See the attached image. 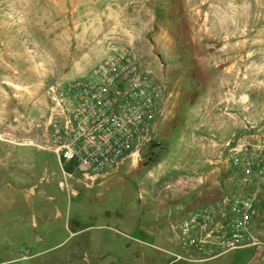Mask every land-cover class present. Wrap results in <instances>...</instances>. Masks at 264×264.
Returning <instances> with one entry per match:
<instances>
[{
	"label": "rangeland",
	"instance_id": "1",
	"mask_svg": "<svg viewBox=\"0 0 264 264\" xmlns=\"http://www.w3.org/2000/svg\"><path fill=\"white\" fill-rule=\"evenodd\" d=\"M109 41L138 53L164 113L118 169L61 188L54 154L19 145L21 122ZM263 126L264 0H0V264H167L210 181L232 190L226 142ZM221 251L202 264H264L257 246Z\"/></svg>",
	"mask_w": 264,
	"mask_h": 264
},
{
	"label": "built area",
	"instance_id": "2",
	"mask_svg": "<svg viewBox=\"0 0 264 264\" xmlns=\"http://www.w3.org/2000/svg\"><path fill=\"white\" fill-rule=\"evenodd\" d=\"M160 98L161 86L138 53L109 41L86 71L47 86L45 110L35 121L21 122L19 145L54 154L61 188L75 173L92 184L138 153L154 126ZM253 136L256 142L240 136L224 145L241 193L211 192L210 202L180 222L177 237L184 246L212 245L221 254L261 244L250 226L264 203V126Z\"/></svg>",
	"mask_w": 264,
	"mask_h": 264
},
{
	"label": "crops",
	"instance_id": "3",
	"mask_svg": "<svg viewBox=\"0 0 264 264\" xmlns=\"http://www.w3.org/2000/svg\"><path fill=\"white\" fill-rule=\"evenodd\" d=\"M164 113L163 103H161L160 107H158V110L156 112L157 116H161ZM230 132H227L226 134H229ZM232 179L233 174L235 173V169L230 167ZM238 173V172H237ZM232 188L231 192L228 193V195L234 194V193H241L240 190H236L234 187L233 181H230ZM210 184L215 187L217 192H214L219 195H227V193L223 192L221 190V184L215 180L210 181ZM262 209L259 208L257 215L252 219L251 226H250V232L254 237L259 238L261 241L260 245H257V248L260 252V255L264 257V211H260ZM73 228H75L73 231H71L73 234L81 235L84 234V231L88 229V227L81 226L80 223L74 221L72 223ZM175 232V229H174ZM168 241V244L172 248L171 251H168L169 255L171 256V259H169L167 264H202L209 261L214 260L217 258V255H212L211 253L218 248L216 246L209 245L204 250H199L196 246H184L177 237V232H175V238H170L166 240ZM250 248V247H247ZM264 260V259H263Z\"/></svg>",
	"mask_w": 264,
	"mask_h": 264
}]
</instances>
